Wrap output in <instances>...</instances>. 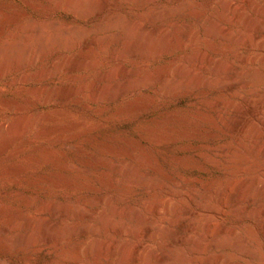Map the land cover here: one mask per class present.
I'll use <instances>...</instances> for the list:
<instances>
[{"label":"rangeland","instance_id":"obj_1","mask_svg":"<svg viewBox=\"0 0 264 264\" xmlns=\"http://www.w3.org/2000/svg\"><path fill=\"white\" fill-rule=\"evenodd\" d=\"M226 1L98 0L86 23L100 33L93 31L82 46L87 57L74 84L83 88L69 96L71 115H54L57 130L45 145L37 135L42 123L5 147L8 135L0 137V264H264V0H229L234 3L229 10ZM29 2L0 0V18L17 11L25 21L41 22L38 30L44 36L74 39L65 9L45 14L47 0L35 1L37 8ZM114 19L118 27L111 25ZM250 20L257 28L246 27ZM101 22L112 27L103 31L104 25L97 26ZM160 27L168 29L167 39L151 37V30ZM210 29L217 30L206 38ZM227 29L232 33L226 34ZM190 30L198 39L180 48L175 36L185 37ZM242 31L251 47L237 39ZM103 35L108 36L102 43L93 40ZM125 35H132L131 41L121 37ZM134 39L150 48L144 75L184 65L186 79L194 82L201 72L204 83L168 96L159 93V85H147L108 102L123 71L133 66L131 57L117 60L111 52ZM153 42L163 45L153 51ZM197 61V71L189 73L187 67ZM108 72L115 74L109 77ZM228 76L237 83L227 88L222 81L231 82ZM12 78L10 71L0 80V99H5L0 107L7 114L12 110L4 101L26 106L36 85L31 79L24 89L9 87ZM68 82L63 74L56 86ZM95 84L111 88L99 101L92 96ZM142 99L143 108L118 115L128 102ZM129 172L134 174L131 182ZM169 199L171 210L162 208L154 220L150 207ZM65 203L74 209L67 212ZM93 210L107 213L112 221L93 216ZM111 223L123 226L122 234L110 230ZM87 225L97 228L83 237ZM142 227L151 234L141 235ZM100 240H109L108 245ZM139 241L145 242L149 256L141 252L134 261L130 247ZM80 244L93 245V252L76 255Z\"/></svg>","mask_w":264,"mask_h":264},{"label":"bare ground","instance_id":"obj_2","mask_svg":"<svg viewBox=\"0 0 264 264\" xmlns=\"http://www.w3.org/2000/svg\"><path fill=\"white\" fill-rule=\"evenodd\" d=\"M27 0H25L26 2ZM32 1L29 2L30 4H33L32 7L37 8L38 0H28ZM108 0H105L107 2ZM147 1V0H146ZM229 1V0H228ZM226 1V2H228ZM98 0H47L46 8L47 13H54L56 11H62L63 9L66 10L67 15L69 16V25L73 27V31H71L72 34H74L72 40H68L67 38L62 37H55V38H49L47 36H44L42 31H39V25L41 22L37 21L36 19L32 18L31 20H26L22 18L23 14H20L19 12H12L11 14H5L4 17L0 18V80L1 78L6 75L8 72H13V78L8 82V86H16L17 89H24L26 86V83L34 79L36 85L31 88V97L28 99V102L26 103V106L24 105H13V102L11 103L10 100L4 101V106H7L9 110H12L11 113L7 114L4 107H0V137L6 133L8 136L3 139L2 146L5 147L9 141H13L15 138L21 137L28 132L35 130L36 127L42 123L41 128L38 130V136L40 137V143L42 145H45L46 140L51 137V134L57 130L56 126L53 124L54 122V115H71L70 111L68 110L67 102L69 99V96L76 93H79L81 91L82 84L81 85H75V78L77 77V71L81 67V63L83 62L84 58L87 57V54L85 52V47H82L86 38H88L89 34L95 32L97 29H92L90 27H87L86 18L88 16H92L95 14L96 5ZM219 2V1H218ZM28 4V3H27ZM108 4V3H107ZM105 5V4H103ZM110 5V4H109ZM187 5V4H186ZM228 8L234 7L233 2H228L225 4ZM224 5V7H225ZM181 6V5H180ZM237 7V6H236ZM106 8V7H105ZM206 8V7H205ZM258 8V7H257ZM226 9V8H225ZM229 10V9H228ZM256 11V10H255ZM160 12V11H159ZM258 12V11H257ZM148 13V12H147ZM166 13V12H165ZM177 13V12H176ZM261 13V12H260ZM156 14V13H155ZM159 14V13H158ZM164 14V13H163ZM241 14V13H240ZM145 15V14H144ZM150 15V14H149ZM154 16V15H153ZM161 15H159L160 17ZM145 18V17H144ZM153 18V17H152ZM156 18V17H155ZM160 19V18H158ZM41 20V19H40ZM249 20V19H248ZM126 21V20H124ZM117 22L116 19L113 21L111 20V25L115 24ZM121 22V21H120ZM237 22V21H236ZM108 23V22H107ZM110 23V22H109ZM123 22H121L122 24ZM218 23V22H217ZM246 23V22H245ZM125 24V23H124ZM133 24V23H132ZM142 24V22H141ZM169 24V23H168ZM212 24V22H211ZM235 24V23H234ZM257 24V22H255ZM251 20L247 21L246 27L252 26L253 28H257ZM264 24V23H263ZM104 25V26H102ZM110 25V26H111ZM126 25V24H125ZM245 25V24H244ZM98 27H101L103 29L101 30H108L110 29L109 25H105L101 22V24L97 25ZM114 26V25H113ZM115 26H119L115 24ZM129 26V24H128ZM132 26V25H130ZM210 26V25H209ZM255 26V27H254ZM112 27V26H111ZM116 27V28H117ZM133 27V26H132ZM180 27V26H179ZM178 27V28H179ZM211 27V26H210ZM245 27V26H244ZM108 28V29H107ZM115 28V27H114ZM113 28V29H114ZM122 28V27H121ZM128 27V31H129ZM142 28V26H141ZM206 28V27H205ZM213 28V27H212ZM100 28H98V31L95 32L97 34L100 33ZM247 29V28H246ZM217 30V29H216ZM215 30V31H216ZM233 30V29H232ZM232 30L227 29L226 34H231ZM133 29H131V32ZM138 31V30H137ZM143 31H145L143 29ZM150 31V30H149ZM186 31V30H185ZM195 31V30H194ZM194 31H188L185 34V37L182 36H175L176 41L178 43V46L180 48H184L189 44V42H196L198 39L197 33ZM214 29L206 30L205 36L206 38H213V32H215ZM224 31V30H223ZM151 37L154 35H158L161 38H168L167 35L169 34V31L166 27H160L158 29H152ZM179 32V31H178ZM128 33V32H127ZM143 33V32H142ZM141 33V35H142ZM147 33L146 31L144 34ZM225 33V32H224ZM117 34V32L115 33ZM114 34V35H115ZM138 34V33H137ZM149 34V32H148ZM175 34V33H174ZM248 34V33H247ZM113 35V34H112ZM120 35V34H119ZM130 35V34H129ZM129 35L121 36L122 38L125 37L128 41L130 40ZM225 35V34H224ZM249 35V34H248ZM247 35V36H248ZM252 35V34H251ZM108 35L103 36H96L93 40L96 42H101L100 39H103L104 37H107ZM117 36V35H116ZM143 36V35H142ZM147 35H144L146 37ZM250 36V35H249ZM142 39V37H140ZM153 38V37H152ZM255 39H258L257 35H254ZM157 39V38H156ZM233 39V38H232ZM235 39V38H234ZM238 40L242 41L246 46L251 47V40L250 38L246 37L245 32L242 31L238 38ZM252 39V38H251ZM109 40V39H108ZM111 40V39H110ZM113 40V39H112ZM111 40V41H112ZM143 40V39H142ZM150 40V39H149ZM148 40V41H149ZM152 40V39H151ZM150 40V41H151ZM153 39L152 41H154ZM253 40V39H252ZM93 41V42H94ZM114 41V40H113ZM112 41V42H113ZM125 41V40H124ZM123 41V44H124ZM126 41L124 45H122V48L115 47L112 50L111 57L114 59H124L127 56L131 57L133 66L130 69H125L123 71V79L119 83L118 87L113 89V91H110L109 86L106 85H92V96L94 101H99L103 93H108L110 91L109 97H107L108 102H114L119 95H121L123 92L131 91L133 89H144L147 85H159L160 89L158 90L160 94L164 96L168 95H175L176 93H179L180 91H185L189 93L188 91L195 86H200L204 83L205 78L203 77V74H198L197 77H195V81L190 82L188 79L185 78V75L181 72L183 66H166L162 68L161 70H158V72L154 75L151 74H143V70L147 68L148 66V54H149V47L145 42L143 41H137L134 39L133 42ZM131 41V40H130ZM137 41V42H136ZM158 41V39L156 40ZM155 41V42H156ZM161 41V40H160ZM158 41V43L160 42ZM165 41V40H164ZM92 42V41H91ZM90 42V43H91ZM94 42V43H95ZM110 42V41H109ZM168 42V41H167ZM239 42V41H238ZM241 42V43H242ZM257 42V41H256ZM259 42V41H258ZM264 42V41H263ZM102 43V42H101ZM100 43V44H101ZM152 43V42H150ZM157 43V44H158ZM163 43V42H161ZM149 44V42H148ZM105 45V44H104ZM151 45V44H150ZM163 45V44H159ZM255 45V44H254ZM159 46L156 45L153 42L152 49L153 51H156L159 49ZM166 46V45H165ZM177 46V47H178ZM259 47V46H258ZM103 48V47H102ZM93 49H91L92 51ZM160 54V53H159ZM156 55V54H155ZM187 57V56H186ZM194 57V56H193ZM196 59L198 58L195 56ZM194 57V59H195ZM93 58V57H92ZM189 59V58H188ZM210 59V57H209ZM249 59V58H248ZM90 60V59H88ZM212 60V59H211ZM88 62V61H87ZM91 62V61H90ZM244 62V61H243ZM197 62H195L192 66L187 67L188 72H194L196 70V66L198 65ZM122 64V63H121ZM212 65V64H211ZM203 66V65H202ZM123 67V66H122ZM196 67V68H195ZM215 67V66H214ZM218 67V66H217ZM237 67V66H236ZM213 68V67H211ZM216 68V67H215ZM81 69V68H80ZM114 69V68H113ZM122 69V68H121ZM217 69V68H216ZM215 70V69H214ZM234 70V69H231ZM238 70V68H237ZM106 71V70H105ZM116 71V70H115ZM197 71V70H196ZM236 71V69H235ZM239 71V70H238ZM110 72V71H109ZM107 73V75L110 77L112 76L113 72ZM118 72V70H117ZM116 72V73H117ZM106 73V72H105ZM119 73V72H118ZM117 73V74H118ZM195 73V72H194ZM63 74H65V78H69L68 84L58 88L56 86V79L60 78ZM115 74V73H114ZM113 74V75H114ZM232 74V73H231ZM194 75V74H193ZM107 76V77H108ZM116 76V75H115ZM175 76V77H174ZM209 76V75H208ZM258 75L257 73L254 75V78H256ZM174 77V78H172ZM229 77V76H228ZM236 77V76H235ZM103 78V77H102ZM100 78V79H102ZM230 78V77H229ZM233 78V77H232ZM212 79V78H211ZM225 79V78H223ZM231 79V78H230ZM238 79V78H237ZM242 79V78H241ZM120 80V79H119ZM208 82H210V79H207ZM239 80V79H238ZM97 81V80H96ZM222 81V80H221ZM224 81V80H223ZM222 81V84L224 86L231 87V83L234 84L236 82V79H231V82L228 80ZM240 81V80H239ZM254 81V80H253ZM218 82V81H217ZM93 83V82H92ZM95 83V81H94ZM206 83V82H205ZM237 83V82H236ZM243 83H245L243 81ZM100 84V83H99ZM219 84V82H218ZM242 84V82H241ZM220 85V84H219ZM235 85V84H234ZM59 86V85H58ZM84 86V85H83ZM86 86V85H85ZM241 86V85H240ZM85 88V87H84ZM156 88V86H155ZM1 89V87H0ZM157 89V88H156ZM235 89V88H234ZM233 92V91H232ZM91 94V92H90ZM241 95V94H240ZM142 97V96H141ZM138 98V97H137ZM145 99V98H144ZM135 101V102H128L125 107H122L118 110V115L123 116L128 113H132L133 111L139 110L145 106L143 100ZM208 99V98H207ZM248 99V98H247ZM5 99H0V102ZM209 101V100H208ZM215 102V101H214ZM230 102V101H228ZM257 102V101H256ZM85 105V104H84ZM14 106V108H13ZM106 107V106H105ZM79 117L81 116V113H76ZM119 117V116H118ZM78 124L81 123V121H77ZM81 125V124H80ZM71 127V125H69ZM242 126V125H241ZM240 126V127H241ZM237 127V126H236ZM239 127V126H238ZM67 129V127H66ZM237 129V128H235ZM241 129V128H240ZM64 130V129H63ZM61 130V131H63ZM70 130V129H69ZM238 130V129H237ZM55 133V132H54ZM68 141V140H66ZM70 146L69 144L67 147ZM229 146V145H228ZM77 148V147H76ZM51 149V148H50ZM49 149V150H50ZM53 150V149H52ZM113 150V149H112ZM115 150V149H114ZM51 151V150H50ZM124 151V150H123ZM221 151V150H220ZM49 152V151H48ZM53 152V151H51ZM215 152V151H214ZM226 152V151H225ZM228 152V151H227ZM264 152V151H263ZM144 153V152H143ZM220 153V152H219ZM112 154V153H111ZM128 155V154H127ZM96 156V155H95ZM144 156V155H143ZM217 156V155H216ZM94 157V156H92ZM106 157V156H105ZM215 157V156H214ZM108 158V157H107ZM143 158V157H142ZM245 158V157H244ZM81 159V158H80ZM217 159V158H216ZM87 160V159H86ZM110 160V159H109ZM218 160H220L218 158ZM237 160V159H236ZM263 160V159H262ZM91 162V161H90ZM216 162V161H215ZM221 162V160H220ZM114 164V163H113ZM127 167V166H125ZM245 167V166H244ZM77 168V167H76ZM124 169V167H123ZM128 169V168H127ZM250 169V168H249ZM236 170V169H235ZM137 171V170H136ZM237 171V170H236ZM87 172V171H86ZM135 173V172H134ZM138 173V172H137ZM107 176V172L104 173ZM111 174V173H110ZM140 175V174H139ZM104 176V175H103ZM127 176V175H126ZM134 174L128 173V179L130 182L132 181ZM146 176V175H145ZM254 176V175H253ZM101 177V175L99 176ZM105 177V176H104ZM127 178V177H126ZM254 178V177H253ZM143 179V178H142ZM58 180V179H57ZM141 180V179H140ZM54 181V180H53ZM59 181V180H58ZM54 181V182H58ZM109 181V179H108ZM111 181V179H110ZM127 181V180H126ZM136 181V180H135ZM134 182V181H133ZM124 183V182H123ZM122 183V184H123ZM147 183V182H146ZM241 183V182H239ZM247 183V182H245ZM245 183H242L240 187V191L244 188ZM56 184V183H54ZM61 184V183H60ZM238 184V183H237ZM58 185V184H57ZM247 185V184H246ZM237 186V185H236ZM164 190V189H163ZM179 190V189H178ZM178 192V191H177ZM242 192V191H241ZM179 193V192H178ZM218 193V192H217ZM171 199L172 196H170ZM100 198V197H99ZM124 199V198H123ZM169 199L167 202H162L150 207L152 218L156 220L157 215H159V212L163 209L170 211L172 208V201ZM177 199V198H176ZM219 199V198H218ZM237 200V197L236 199ZM240 200V199H239ZM100 201V200H99ZM101 202V201H100ZM47 203V202H46ZM58 203V202H57ZM94 203V202H93ZM51 204V203H50ZM60 204V203H59ZM58 204V206H59ZM69 204L65 206L63 205V209H65L67 212H70L73 209L68 206ZM117 205V204H116ZM115 205V206H116ZM151 205V204H150ZM82 207V206H81ZM117 207V206H116ZM56 208H58L56 206ZM76 208V207H75ZM149 208V207H148ZM181 208V207H180ZM79 209V208H78ZM116 209V208H115ZM170 209V210H169ZM212 209V208H211ZM86 209H84L85 211ZM91 210V209H90ZM82 211V209H81ZM83 211V212H84ZM182 211V210H181ZM88 212V211H87ZM140 212V211H139ZM174 212V211H173ZM75 213V212H74ZM90 214V213H89ZM91 214L94 216V214L98 215L102 221L104 219L109 222L110 216L102 211L99 210H93ZM90 214V215H91ZM116 214V213H115ZM118 214V213H117ZM73 215V214H72ZM84 215V213H83ZM125 215V214H124ZM141 215V214H140ZM132 216V215H131ZM136 217V216H135ZM142 217V216H141ZM141 217L137 216V219H141ZM144 217V216H143ZM142 217V218H143ZM146 217V216H145ZM144 217V218H145ZM164 217V216H163ZM97 218V217H96ZM143 218V219H144ZM149 218V217H148ZM175 218V217H174ZM142 219V220H143ZM162 219V218H161ZM178 219V218H177ZM149 220V219H148ZM153 220V219H152ZM112 221V220H111ZM110 221V222H111ZM141 221V220H140ZM162 223V222H161ZM86 224V223H85ZM91 224V223H90ZM107 224V223H106ZM125 224V223H124ZM51 225V224H50ZM82 225V224H81ZM93 225V224H92ZM91 225V226H92ZM99 225V223H98ZM113 223H111V229L112 231L120 232L122 234L123 229L118 226H112ZM53 226V225H52ZM87 225L89 228H85L82 232V236H87L89 233V230L91 229V232L96 231L97 226ZM106 226V225H105ZM151 226V225H150ZM157 226V225H156ZM86 227V225H85ZM109 227V226H108ZM46 229V227H43L42 229ZM56 228V227H55ZM143 228V227H142ZM160 228V227H159ZM163 228V227H162ZM205 228V227H204ZM6 229V228H5ZM4 229V230H5ZM41 229V230H42ZM44 229V230H45ZM140 229V228H139ZM7 230V229H6ZM43 230V231H44ZM135 230V229H134ZM160 230V229H159ZM46 231V230H45ZM220 231V230H219ZM4 233V232H3ZM45 232H42V234ZM48 233V232H46ZM125 233V232H124ZM143 236H149L151 234V229L146 227L143 228L141 232ZM154 233V232H153ZM41 234V235H42ZM156 234V233H155ZM50 235V234H49ZM136 235V234H135ZM160 235V234H159ZM42 237V236H41ZM48 240V236H45ZM140 237V236H139ZM52 239V238H51ZM44 240V241H45ZM101 241V240H100ZM109 240L101 241V245L106 246L108 245ZM92 242V241H91ZM112 242V241H110ZM143 242V241H142ZM136 242L134 245H132L130 250L135 254L142 253V255L147 254L148 251L144 249L145 242ZM46 243V242H45ZM98 243V242H97ZM128 243V242H127ZM35 241L33 240L31 242V245H34ZM47 244V243H46ZM129 244V243H128ZM162 244V242H161ZM84 244H80L75 248V254L80 255L84 251L90 250L93 245L86 246ZM122 245V243H121ZM120 245V246H121ZM124 245V244H123ZM122 245V246H123ZM96 246H98L96 244ZM121 246V248H122ZM199 247V246H198ZM36 249H33L36 251L39 249V247H35ZM98 248V247H96ZM105 248V247H104ZM127 247H123L122 251H125ZM40 250V249H39ZM102 250V249H101ZM152 250V248L150 249ZM91 251V250H90ZM153 251V250H152ZM93 252V251H91ZM98 252V251H97ZM147 252V253H146ZM130 253V252H129ZM128 253V254H129ZM164 253V252H163ZM123 254V253H121ZM150 254V253H149ZM148 255V254H147ZM157 255V254H156ZM155 255V256H156ZM167 255V254H166ZM127 256V254L125 255ZM149 256V255H148ZM147 256V257H148ZM142 257V256H141ZM119 258V257H118ZM146 258V257H145ZM162 258V257H161ZM137 258L135 256L134 261H136ZM120 261V260H119ZM149 261V260H148ZM133 262V261H132ZM145 262V261H144ZM149 263V262H148ZM207 263V262H206Z\"/></svg>","mask_w":264,"mask_h":264}]
</instances>
